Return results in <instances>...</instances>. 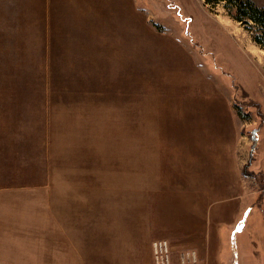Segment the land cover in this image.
<instances>
[{
    "label": "rangeland",
    "instance_id": "374dc122",
    "mask_svg": "<svg viewBox=\"0 0 264 264\" xmlns=\"http://www.w3.org/2000/svg\"><path fill=\"white\" fill-rule=\"evenodd\" d=\"M97 1L105 18L101 43L86 49L69 41L61 22L51 44L2 51L0 83L25 91L1 98L0 264H150L141 244L150 211V225H164L167 235L154 238L168 242L172 264L186 249L197 264H264V48L252 40L256 26L235 20L224 1ZM47 13L44 1L40 18ZM186 102L222 106L225 128L239 126L247 139L241 179L235 178L240 187L231 178L225 191L206 192L193 223L175 212L188 209L181 204L186 187L162 182L161 168L154 204L143 197L147 189L137 188L135 197L128 188L132 159L131 181L147 186L140 169L164 155L153 144L168 137L171 147L175 133L187 130L175 118L166 121ZM130 132L149 135L146 156L138 155L143 140L131 150ZM175 161L169 154L164 165ZM205 226L220 233L209 238ZM180 232L186 233L180 239L169 237Z\"/></svg>",
    "mask_w": 264,
    "mask_h": 264
},
{
    "label": "crops",
    "instance_id": "0c3cea01",
    "mask_svg": "<svg viewBox=\"0 0 264 264\" xmlns=\"http://www.w3.org/2000/svg\"><path fill=\"white\" fill-rule=\"evenodd\" d=\"M44 1L47 3L48 13L44 16V18H40L41 4H43ZM61 22L65 24L63 34L71 37L69 41L75 42V44H80L86 49H88L87 45L83 46V44L92 45L101 43L102 39H104L105 33L104 31L101 32L105 23L104 8L102 3L97 0H0V59L2 51L6 52V50H9L7 49L9 45L51 44L54 41L50 39V36H52L51 34L55 36V28H61ZM107 23V25L113 27V23H111L110 20H108ZM42 24L44 27L47 24V32H41ZM45 36H48V40L44 39L46 38ZM20 52L24 53V51ZM132 61L133 59H131V62ZM131 66H133V64H131ZM75 90L76 92L80 91L77 88ZM24 91L25 89L21 84H16L14 87H7V85L0 83V111L2 106V93L6 94L9 92H15L16 97H18L19 93H23ZM76 100L80 101V99L77 98ZM131 102H134L133 93L128 97V103L130 104ZM65 104V107L67 108L69 106H75V104H69L68 102ZM232 104L233 103L229 104L230 109L236 115L237 124H239V118ZM134 106L131 105L130 109L133 112ZM217 106L218 105L215 102H211V105L208 103L200 104L196 102H186L181 105L178 104L175 107L172 111L174 115L171 113V115L166 116L168 119L166 121L170 122V118H175V122L185 124L187 130L183 132L177 131L175 133V137L171 138V140L175 141L174 143H170L171 147H169V144L166 143V140L170 139L168 137L161 138V142L159 143L156 142L153 144L152 142L155 146V150H157V152H162L163 150L164 155L163 157H160V154H155L156 161L153 160V163L150 164L151 168H149L146 163L144 164V167L140 169V172H142L143 169L146 170V178L149 182L147 186L140 187V184L138 186L137 182L135 184L134 181H131L130 173H132L135 165L133 163V159L132 162H129L128 188L130 195L132 194L136 197L137 188L147 189L146 192L145 190L143 191V193H145L143 194V197L147 198L149 205L154 204L155 198H152L151 196V189L158 188V183L161 182L159 181L161 178V176L159 177V169L161 168L160 170L165 174V176H162L164 179L162 182L168 183L171 181L173 182V186L180 185L182 182L181 186L186 187L187 193L184 196L187 197L183 199L181 204L188 205V209L185 212L184 207L183 210L178 211L176 206L175 212H177V216H181V222H185V220L188 219L191 223H193L198 221L202 215L200 214V197H206V192H209V194L211 193L212 197L215 193H218L219 191L223 192L230 188L231 183L229 181L231 178L234 180H236L235 178L241 179L242 164L247 157V139L243 138L241 133H239V126L238 131L233 127L230 128V126H228V129L227 127L225 128L226 120L224 119V121H222L224 111L221 110L222 106ZM171 107L172 106H170V108ZM132 118L129 123L134 122V118ZM200 121H203V123H200ZM138 135L139 136H137L134 132H130L128 138L131 140L130 148L132 150V146L134 144L136 146L134 140L137 138L139 140H143L142 143L139 142L138 144V146L143 149L141 150V153L138 152V155L146 156L143 151L146 148L147 140H149L146 136L149 135L143 136V133H139ZM154 140L156 139L154 138ZM140 147L138 150H140ZM174 147H176V150L173 149ZM169 154L171 156L175 155L176 158L175 164H171V167L170 164L164 165L166 160H168ZM136 159L137 158H135V160ZM171 172L176 173V175L173 174L172 176ZM236 181L240 187L239 180ZM208 182H211V185ZM202 187L211 188V192L202 191ZM223 203L227 205L228 201ZM222 206L224 207V205ZM151 209L152 207H150V210ZM221 210L222 207H219L214 213L216 217L221 214ZM158 215L160 217V214ZM147 218L149 219V227L146 230L147 232L145 233L140 230L141 233L144 232L145 234L144 237H142L141 244L145 249V254H147V257L150 260V264H152L151 242L156 239L154 238V235L164 234L162 231L164 229V225H162V223L155 225L156 221H154V224L150 225V222L152 223V221H150L152 218L151 211L148 212ZM147 223L148 222L144 221V224ZM144 224L138 223L140 227ZM133 226H136L135 222ZM217 230L218 229L216 227H206V233H208L209 238L211 236L215 237L218 233H220V231ZM181 231H185V229L182 228ZM182 234L184 235L186 233L180 232L176 233L174 236H169V234L168 236L172 238L178 237V239H180L183 236ZM150 235L153 236L150 237ZM193 235L197 236L198 234L193 233ZM183 241L185 243H191V240L188 239H183Z\"/></svg>",
    "mask_w": 264,
    "mask_h": 264
},
{
    "label": "trees",
    "instance_id": "16d2710c",
    "mask_svg": "<svg viewBox=\"0 0 264 264\" xmlns=\"http://www.w3.org/2000/svg\"><path fill=\"white\" fill-rule=\"evenodd\" d=\"M220 1L233 9L232 16L235 20L245 24L250 21L254 23L257 29L252 34V40L264 48V6L257 5L253 0H204L210 4Z\"/></svg>",
    "mask_w": 264,
    "mask_h": 264
},
{
    "label": "built area",
    "instance_id": "2783aa9c",
    "mask_svg": "<svg viewBox=\"0 0 264 264\" xmlns=\"http://www.w3.org/2000/svg\"><path fill=\"white\" fill-rule=\"evenodd\" d=\"M152 264H172L168 242L156 239L151 242ZM179 264H197L196 254L192 250H182L178 257Z\"/></svg>",
    "mask_w": 264,
    "mask_h": 264
}]
</instances>
